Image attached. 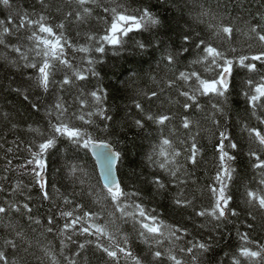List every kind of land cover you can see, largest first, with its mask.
<instances>
[{
    "label": "trees",
    "instance_id": "trees-1",
    "mask_svg": "<svg viewBox=\"0 0 264 264\" xmlns=\"http://www.w3.org/2000/svg\"><path fill=\"white\" fill-rule=\"evenodd\" d=\"M0 264H264V0H0Z\"/></svg>",
    "mask_w": 264,
    "mask_h": 264
},
{
    "label": "water",
    "instance_id": "water-1",
    "mask_svg": "<svg viewBox=\"0 0 264 264\" xmlns=\"http://www.w3.org/2000/svg\"><path fill=\"white\" fill-rule=\"evenodd\" d=\"M222 81L225 86H228L230 81L228 73L223 74ZM87 147L91 157L95 161L102 184L110 193L118 194L120 189L117 173L118 152L110 143L105 141H89L87 142Z\"/></svg>",
    "mask_w": 264,
    "mask_h": 264
},
{
    "label": "rangeland",
    "instance_id": "rangeland-1",
    "mask_svg": "<svg viewBox=\"0 0 264 264\" xmlns=\"http://www.w3.org/2000/svg\"><path fill=\"white\" fill-rule=\"evenodd\" d=\"M122 22H129V21H132V19L130 18H126V17H122L121 18ZM123 27L122 24H116L113 28H112V32H117L119 30H121Z\"/></svg>",
    "mask_w": 264,
    "mask_h": 264
}]
</instances>
